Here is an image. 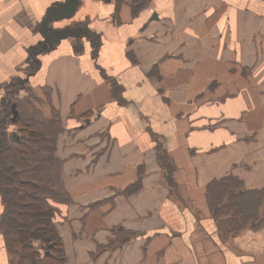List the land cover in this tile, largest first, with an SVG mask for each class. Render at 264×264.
Here are the masks:
<instances>
[{
    "label": "crops",
    "instance_id": "crops-1",
    "mask_svg": "<svg viewBox=\"0 0 264 264\" xmlns=\"http://www.w3.org/2000/svg\"><path fill=\"white\" fill-rule=\"evenodd\" d=\"M63 2L0 0V102L20 80L61 120L65 264H264L260 204L221 214L264 192V0H80L49 24L74 35L33 59ZM19 262L0 230V264Z\"/></svg>",
    "mask_w": 264,
    "mask_h": 264
},
{
    "label": "trees",
    "instance_id": "trees-1",
    "mask_svg": "<svg viewBox=\"0 0 264 264\" xmlns=\"http://www.w3.org/2000/svg\"><path fill=\"white\" fill-rule=\"evenodd\" d=\"M130 2L137 12L151 0ZM15 85L20 88L26 84L17 80ZM30 101L31 111L35 113L28 121L21 117L14 103L19 115L14 122L18 128L16 132L6 130L7 124L10 125V109L6 105L2 108L0 198L3 213L0 230L11 255L19 257V264H65L63 241L55 222L59 212L55 205L71 202L62 179L63 163L56 157L61 120L55 112L52 118H45L34 105L37 100ZM244 193L243 190L239 194ZM242 200H235L231 210L248 218L254 200L249 203Z\"/></svg>",
    "mask_w": 264,
    "mask_h": 264
},
{
    "label": "rangeland",
    "instance_id": "rangeland-1",
    "mask_svg": "<svg viewBox=\"0 0 264 264\" xmlns=\"http://www.w3.org/2000/svg\"><path fill=\"white\" fill-rule=\"evenodd\" d=\"M236 73H238V72H236ZM233 74H235V73H229L230 78L215 80L214 85L217 87L221 86L222 85L221 80H223L227 83H230L231 81L236 79V78L232 77ZM16 82L17 81H12L6 86L5 92L3 94V97H1L2 99L0 102V118L2 117L3 105L9 106L10 113L8 115V122L10 125L7 124L6 130L8 132H11V133L16 132V130H18V128L16 126H14L15 123H12V119H13V114L11 113L12 104L16 103L18 105L19 113L23 119L24 118L26 119V121L30 120V115L34 116V113H35V112L31 111L32 110V108H31L32 103L30 100H33V98L31 97L32 94H31V91L29 90V86L26 84L25 87H24V85H22L23 87L18 88V86L15 85ZM234 85L235 84L231 83L229 86H234ZM217 97L219 98L218 100H222V99H225L227 96H215V97H213L214 102L218 101L216 99ZM204 98H205V95L199 96V100H203ZM227 182L228 183H225V187H223L225 189L223 194H222V189H221V191L219 189V188H221V186L215 185L212 187L213 188L212 189V193H213L212 197L214 198V200H213L214 203H217L218 200H221L223 197L226 196L227 192H231L233 188L237 187L236 182H234L232 180H227ZM263 194H264V192H262V191H259V192H255V191L249 192L248 191V192H246L245 195H242L241 197L239 196V199L236 197V195H231L229 198H228V196H226L230 200V205L227 204L226 208L227 209L230 208V209L229 210L221 209V214L232 213L230 210H231V207H234V201L235 200L241 201L242 199L248 203L251 202V200H254L253 201L254 206L249 213L251 217L257 213L259 204H260L261 211L264 213ZM210 195H211V193H210ZM227 198H224V199H227ZM58 216H59V212H58L56 217H58ZM56 228L59 231V227L57 224H56Z\"/></svg>",
    "mask_w": 264,
    "mask_h": 264
},
{
    "label": "water",
    "instance_id": "water-1",
    "mask_svg": "<svg viewBox=\"0 0 264 264\" xmlns=\"http://www.w3.org/2000/svg\"><path fill=\"white\" fill-rule=\"evenodd\" d=\"M79 3L80 0H64L63 3H56L55 6L48 11L46 18L42 22V26L40 30V33L44 38V42L30 49V54L33 59H34V52L47 49V47L51 48L53 47L54 44H59L63 39L74 35V32H70V29H65V30H56L53 28L51 29L49 27V24L53 20H58L63 17L64 18L71 17L75 13ZM157 19L158 17L156 14H154L151 18L152 21ZM81 33L82 34L77 36L78 39L80 38L81 35L88 36L89 34V32H81ZM12 112H13L12 122L14 123L19 116L16 104L12 105Z\"/></svg>",
    "mask_w": 264,
    "mask_h": 264
}]
</instances>
